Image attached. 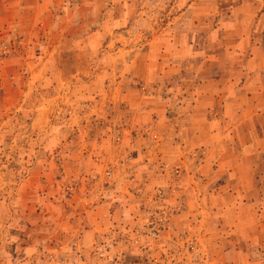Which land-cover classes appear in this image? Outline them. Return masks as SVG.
I'll list each match as a JSON object with an SVG mask.
<instances>
[{"label": "rangeland", "instance_id": "374dc122", "mask_svg": "<svg viewBox=\"0 0 264 264\" xmlns=\"http://www.w3.org/2000/svg\"><path fill=\"white\" fill-rule=\"evenodd\" d=\"M188 3L0 0V264H264V152L199 139Z\"/></svg>", "mask_w": 264, "mask_h": 264}, {"label": "crops", "instance_id": "0c3cea01", "mask_svg": "<svg viewBox=\"0 0 264 264\" xmlns=\"http://www.w3.org/2000/svg\"><path fill=\"white\" fill-rule=\"evenodd\" d=\"M190 7L199 22L187 16L171 38L195 51L186 61L199 78V139L233 135L264 152V0H189L182 13Z\"/></svg>", "mask_w": 264, "mask_h": 264}]
</instances>
